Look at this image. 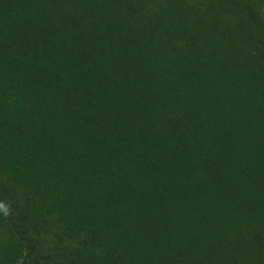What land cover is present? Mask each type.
<instances>
[{
  "label": "trees",
  "instance_id": "obj_1",
  "mask_svg": "<svg viewBox=\"0 0 264 264\" xmlns=\"http://www.w3.org/2000/svg\"><path fill=\"white\" fill-rule=\"evenodd\" d=\"M0 264H264V0H0Z\"/></svg>",
  "mask_w": 264,
  "mask_h": 264
},
{
  "label": "clouds",
  "instance_id": "obj_2",
  "mask_svg": "<svg viewBox=\"0 0 264 264\" xmlns=\"http://www.w3.org/2000/svg\"><path fill=\"white\" fill-rule=\"evenodd\" d=\"M0 209H3L4 214L8 215L7 206L5 204H3L2 202H0Z\"/></svg>",
  "mask_w": 264,
  "mask_h": 264
},
{
  "label": "rangeland",
  "instance_id": "obj_3",
  "mask_svg": "<svg viewBox=\"0 0 264 264\" xmlns=\"http://www.w3.org/2000/svg\"><path fill=\"white\" fill-rule=\"evenodd\" d=\"M13 264H24L23 260H19L18 262H14Z\"/></svg>",
  "mask_w": 264,
  "mask_h": 264
}]
</instances>
